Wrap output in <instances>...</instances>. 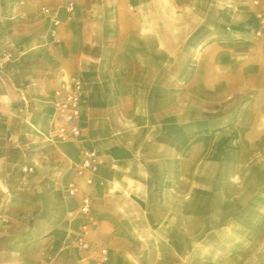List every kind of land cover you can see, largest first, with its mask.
<instances>
[{
	"label": "crops",
	"instance_id": "obj_1",
	"mask_svg": "<svg viewBox=\"0 0 264 264\" xmlns=\"http://www.w3.org/2000/svg\"><path fill=\"white\" fill-rule=\"evenodd\" d=\"M68 2L74 5L70 17L65 12ZM41 7L48 8L51 16L41 14ZM51 18L60 21L58 37L69 36L65 41L68 46H41L47 37H51ZM144 21L149 22L151 30L147 31ZM103 25L109 26L108 31ZM80 27H83L82 33H79ZM120 27H125L122 28L125 32L122 39L116 37ZM104 32L112 34V39ZM179 42L186 43V58H210L215 61L214 67L219 65L201 71L217 82L209 84L203 80L197 88L217 90V96L224 95L227 100L234 98L227 91L244 93L237 104L250 108L253 121L264 122V0H0V54L10 51L14 55V60L5 65L12 72H0V209L10 203L7 208L10 213L13 210L28 214L32 220L29 230L16 237H10L17 233L14 225L9 233L7 231L6 235L10 236L0 242V264H91L85 254L75 250L67 252L60 249V244L57 256L49 255L50 236L62 234L65 216L49 207L36 208L39 200L47 201L51 196V199L62 198L66 206L74 204L76 210L78 200L66 198L63 192L59 194L56 185L60 173L66 174L64 185L74 177L73 170H69L70 162L79 161L80 147L98 153L101 150L105 157L106 165L98 169L93 175V184L85 189L92 198L91 216L96 221L92 238L108 249L105 264H177L171 253L156 259L153 251L193 249L189 235L194 229L192 204L188 199L178 201L177 196L168 192L169 185L164 183L160 194L147 195L142 189L135 193L127 184L124 187L128 190L108 192L114 181L120 178L137 186L139 182L135 174H142L146 167L141 161H151L148 159L154 158L151 156L157 148L162 151L158 153L159 157L165 155L164 164L170 173L176 169L177 143L172 141V132L166 145L159 147L151 142L148 147H140L139 138L131 141L129 137L114 135L115 129L125 123L109 107L121 102L119 97H114L119 88L132 97V92L136 91L148 90L155 94L156 90L162 89L163 74H169V85L164 87L170 90V101L166 106L169 107L170 120L176 118L173 107L177 104L178 69L175 60L179 56ZM114 58L123 59L119 67L117 65L121 75L117 71L116 77L110 75L117 73L113 71L115 68L111 69L115 66ZM222 63L225 66L221 67ZM195 72L194 66L186 68V88L193 85L189 79ZM105 74L112 78L108 80L110 77ZM69 76H78L83 82L79 142L58 144L56 147L63 155L51 168L42 164L41 175L29 181L33 185L30 193L13 195L15 186L5 179L6 152L23 144L32 153L38 150L33 139L38 133L32 128L44 131L48 116L53 113L52 92ZM20 86L24 93L20 92ZM154 94L150 92L147 100L156 102ZM22 97L29 102L31 112L20 125L14 116L22 105ZM187 104L193 105V102L187 99ZM99 106L106 108L99 109ZM189 115L193 116L188 112ZM34 156L37 157V151L31 157ZM128 165L131 170L124 173L121 167ZM168 175L171 178V174ZM44 178V191L35 192ZM102 180L103 185L100 184ZM4 192L9 193V199ZM150 198L175 206L158 220L143 218L139 214L143 203ZM178 202H185V210H180V216ZM111 203H118L122 212H113ZM179 217L185 218L184 231L178 230ZM79 223L78 218L65 220L68 230L73 232ZM137 223L141 224L138 229L134 228ZM153 223L155 227L151 226ZM178 233L181 234L180 240ZM139 236L144 240L139 241ZM141 250L144 252H137Z\"/></svg>",
	"mask_w": 264,
	"mask_h": 264
},
{
	"label": "rangeland",
	"instance_id": "obj_2",
	"mask_svg": "<svg viewBox=\"0 0 264 264\" xmlns=\"http://www.w3.org/2000/svg\"><path fill=\"white\" fill-rule=\"evenodd\" d=\"M150 22L152 23V21ZM143 23L146 24L147 31L152 29L148 21ZM121 24L122 21L119 22V25ZM103 26L108 31L109 26ZM122 28H118L120 33L116 35V37L120 36L121 39L125 34L122 32ZM82 32L83 27H80L79 33ZM104 34L111 36V39L113 37L112 34L108 35L106 32ZM68 37H47L41 46L64 48L69 44L65 42ZM119 47L123 48L121 44ZM178 53L179 56L175 60L178 69L177 104L173 107L176 111L173 113H177L176 118L172 117V121L170 120L169 107L166 106L170 101V90L164 87L169 85V74H163L162 89L156 90L155 94L154 91L148 90L136 91L132 92L134 93L132 97L127 91L119 88L115 91L114 97H119L121 102L109 107L125 123L124 128L119 125L121 128L115 129L114 135L129 137L131 141L139 138L140 147H148L151 142L156 143L155 145H159V147L163 144L166 145L169 133L172 132V141L177 143V153L174 157L175 171L170 173L168 166L164 164L165 155L163 158L159 157L158 153H162V151L157 148L154 150L155 154L151 156L154 158L148 159L151 161H146L147 159L141 161L146 167L142 174H135V178L139 182L136 183L137 186H133L134 182L129 183L127 179L126 181L124 178L122 180L120 178L114 181L108 192L112 194L122 192L124 189L128 190L127 187H124V184H127L129 189H134L135 193H139L142 189V193L147 192V195L160 194L165 183L167 186L169 185L167 187L168 192L170 191L174 196H177L178 201L181 199L190 200L194 229L193 233L189 235L193 242V249L155 250L153 252L156 259L171 253L173 262L177 264H264V122L253 121L249 115L250 108L237 104L241 96L245 95L244 93L235 94V91H227L229 96L234 95V98L227 100L224 95L217 96V90L197 88L203 80L209 84L217 82V79L210 78L208 74L204 75L201 72L202 68L206 71L213 68L214 59L186 58L185 42L178 43ZM122 60V58L112 59L115 66L111 69L115 68L113 71H119V76L121 71L117 69V65L119 67ZM189 66H194L196 72L189 79L193 85L190 84L189 88H186L185 71ZM223 66H225L224 63L221 67ZM108 68L107 71H109ZM132 69L135 70V68ZM132 69L130 70L132 71ZM116 74L118 72H113L110 75L116 77ZM19 88L20 92L24 93L22 87ZM150 92L155 95L156 102L147 100L150 98ZM187 99L193 102V105H188ZM98 108L105 109L106 107L99 106ZM30 112L29 102L25 100V97H22V105L14 119L23 125ZM188 112L192 113L193 116H188ZM191 117L193 120H190ZM32 130L38 133V137H33L38 150H34L32 153L23 144L9 148L6 152L5 179L9 184L15 186L13 195L21 194L20 196H24V194L30 193L33 185L31 186L29 181L35 176L41 175L42 164L45 163L51 168L63 155L56 147L61 142L53 136V113L48 116L44 131L35 128ZM78 142V140L68 141L65 144ZM82 149L84 148H78V157H80ZM35 151H37V157L32 158L31 156L35 154ZM99 154L103 159V165H106L104 153L100 150ZM160 158L162 159L159 160ZM77 161L71 160L69 170L74 169ZM121 168L124 173H129L131 170L129 165L126 168L123 166ZM43 171L47 173V170ZM168 174H171V178L168 177ZM65 175L60 173L57 176L56 189L59 194L63 192ZM103 182L102 180L100 184ZM45 183L46 178L40 180L38 189L34 191L43 192ZM4 194L9 199V193L4 192ZM48 197L47 201L39 200L38 204L34 200V203L37 204L36 208L49 207L61 216H65V220L77 218L74 204L68 203L66 206L62 198L55 196V199H51V196ZM22 203H25V200ZM181 203L178 202L177 207L179 216L180 210L183 212L185 210V202ZM8 204L10 203L0 209V212L5 209L7 211L8 227L6 233L7 231L9 233L12 225L15 226L14 229L17 233L11 234V236L5 233L0 242L5 237H16L25 233L31 227L32 220L28 214L13 210L10 213V210L7 209ZM135 204L137 205V203ZM111 205L114 206L111 208L113 212H122L118 203H111ZM173 205L174 203L171 205V203H162L150 198L143 203L142 213L139 216L158 220L165 211L171 209V206L173 208ZM134 208L132 207V209ZM25 212L27 213V211ZM65 220L61 225L65 226L62 234H55L58 240L54 235L50 236L51 244L48 251L51 252L49 255H52L53 258L57 256L58 244H60V249H65L67 252L70 250L78 251L75 247L76 230L74 232L69 231L65 225ZM178 223V230L184 231L185 218L179 217ZM134 226L138 229L141 224L137 223ZM151 226L155 227V223ZM177 237L180 240L181 234L178 233ZM138 240L144 239L139 236ZM137 252L142 253L144 251Z\"/></svg>",
	"mask_w": 264,
	"mask_h": 264
},
{
	"label": "built area",
	"instance_id": "obj_3",
	"mask_svg": "<svg viewBox=\"0 0 264 264\" xmlns=\"http://www.w3.org/2000/svg\"><path fill=\"white\" fill-rule=\"evenodd\" d=\"M257 2L254 1V4ZM74 5L68 2L65 12L72 14ZM40 13L51 16L46 7L40 8ZM60 21L51 18L50 36L58 38ZM14 60L12 52H1L0 72H12L5 68L6 64ZM83 97V82L78 76H69L62 80L53 90L50 104L53 110V136L59 142L75 141L81 137L82 130L79 125L81 115V100ZM103 166L101 155L94 149H82L80 159L76 163L74 177L63 186V194L66 198L78 200L76 217L80 223L75 231V247L85 254L91 264H105L108 260V249L93 240L92 235L96 228V221L91 216L92 198L86 188L93 184V175ZM25 170V169H24ZM8 227V215L6 209L0 212V240L5 235Z\"/></svg>",
	"mask_w": 264,
	"mask_h": 264
}]
</instances>
